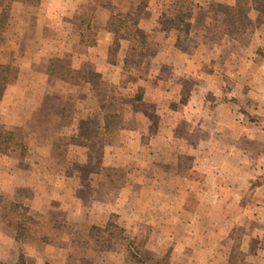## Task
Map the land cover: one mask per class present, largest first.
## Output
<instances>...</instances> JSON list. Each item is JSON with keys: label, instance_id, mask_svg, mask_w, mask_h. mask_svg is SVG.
<instances>
[{"label": "rangeland", "instance_id": "rangeland-1", "mask_svg": "<svg viewBox=\"0 0 264 264\" xmlns=\"http://www.w3.org/2000/svg\"><path fill=\"white\" fill-rule=\"evenodd\" d=\"M142 1L146 29L122 48L143 62L94 64L99 11ZM235 3L0 0V264H67L63 242L105 237L113 214L158 264H264V12L237 30ZM107 113L121 130L105 134ZM80 252L130 264L120 247Z\"/></svg>", "mask_w": 264, "mask_h": 264}, {"label": "trees", "instance_id": "trees-1", "mask_svg": "<svg viewBox=\"0 0 264 264\" xmlns=\"http://www.w3.org/2000/svg\"><path fill=\"white\" fill-rule=\"evenodd\" d=\"M26 4L38 5L42 0H23ZM148 3L140 2L137 6L130 9L126 13H117L110 5L107 6L111 12L110 19L107 24V30L113 35V42L108 47L107 62L109 65H119L125 71H130L132 68L140 65L148 55L144 50H139L135 47H129L126 50L122 48V41H132L141 32L140 19L144 13ZM252 9H257L264 12V0H236L234 6V14L232 24L237 30H244L250 21L249 12ZM3 18L2 20H4ZM90 29V27H88ZM231 33L234 32L231 30ZM193 41V39H190ZM94 43V42H93ZM184 51L187 50L183 47ZM123 51L122 60L119 59L120 52ZM12 82V70L10 63H0V101L2 100L6 88ZM123 128V118L118 113H107L104 116V131L105 134L113 133L116 130ZM11 133L7 132L4 136L3 145L0 147V152H6L11 141ZM116 215L113 214L106 224L107 235L105 237H97L89 240H81L78 237H72L68 241L63 242L65 248L69 249L67 256V264H94L93 260L86 255L81 254V250L93 251H113L118 247L122 249L126 260L130 264H158L154 254L146 249L142 244H137L136 241L126 234V229L118 222L114 221ZM19 225V232L16 236L18 241H23L29 232L28 220L32 221L33 217L27 214L15 216ZM36 225H39L37 222ZM66 225V224H65ZM58 226H54L48 233L54 235ZM66 227V226H64ZM72 234V232H71ZM49 242L53 243L54 239Z\"/></svg>", "mask_w": 264, "mask_h": 264}, {"label": "crops", "instance_id": "crops-1", "mask_svg": "<svg viewBox=\"0 0 264 264\" xmlns=\"http://www.w3.org/2000/svg\"><path fill=\"white\" fill-rule=\"evenodd\" d=\"M150 5H151V3H150ZM146 10H149V5H148V7H146ZM99 13L102 15H106V18L104 19V22L101 23L102 25H99L97 23L98 24L97 28H95V26H94L95 25L94 20L92 21V27H93L94 32L96 33V39L94 40V44L91 47L92 48L91 49V52H92L91 57H92V60H94V64H96L95 61H98V62L100 61V64L102 63V65H106V64H108V62H107L108 47L111 45V43L113 41V35L107 30V24H108V21L110 19L111 12L108 15L107 12L100 10ZM143 19L144 18L141 19L142 21L140 22V27L146 29V27L143 26V24H144ZM151 25H153V24H151ZM41 39H42V36L40 38L39 37L38 38L33 37L32 40H30L29 42H31V43L32 42L35 43L36 41L42 42ZM42 40L43 41L46 40L48 42L52 41L51 38H44ZM124 41H122V43ZM36 49L34 48L33 50H36ZM39 49H40V47H39ZM29 51H30V49H29ZM97 54H100V56H97ZM31 55H34V52L29 54L28 56L31 57ZM28 56H26L25 58H27ZM253 76L255 77L256 75H253ZM13 87L15 90L20 89L21 88V81L19 80L18 82L14 83ZM4 96H5V94H4Z\"/></svg>", "mask_w": 264, "mask_h": 264}]
</instances>
